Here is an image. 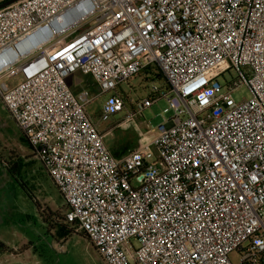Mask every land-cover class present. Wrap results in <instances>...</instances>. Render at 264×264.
Returning a JSON list of instances; mask_svg holds the SVG:
<instances>
[{"label":"built area","instance_id":"2783aa9c","mask_svg":"<svg viewBox=\"0 0 264 264\" xmlns=\"http://www.w3.org/2000/svg\"><path fill=\"white\" fill-rule=\"evenodd\" d=\"M152 69L165 86L128 105L119 88ZM108 93L101 122L172 114L118 159L87 111ZM0 95L103 264H264V0L18 1L0 10Z\"/></svg>","mask_w":264,"mask_h":264},{"label":"rangeland","instance_id":"374dc122","mask_svg":"<svg viewBox=\"0 0 264 264\" xmlns=\"http://www.w3.org/2000/svg\"><path fill=\"white\" fill-rule=\"evenodd\" d=\"M237 76L236 71L231 69L218 81L224 86ZM148 77L143 73L119 88L125 94L128 105L145 98L152 81L165 86L164 80ZM15 78L18 79V76L2 80L11 84L15 83ZM77 82L96 94L90 76L78 74L68 78L74 93L81 90L75 86ZM110 96V93L100 96L87 107V111L94 118L98 129L106 134V145L118 159L143 146L152 136L151 131L156 130L172 114L164 113L167 103L162 100L128 126L117 127L123 113L107 123L99 119L102 106ZM233 97L239 102L250 98V94L243 86L233 92ZM15 164L19 166L18 172L11 175L6 169ZM66 210L59 189L36 159L32 147L12 119L0 95V264H103L97 250L80 233L60 240L56 238L46 218L50 215L55 218L56 214V220L64 218ZM134 243L138 246L137 241ZM231 260L237 263L239 255L232 254Z\"/></svg>","mask_w":264,"mask_h":264},{"label":"trees","instance_id":"16d2710c","mask_svg":"<svg viewBox=\"0 0 264 264\" xmlns=\"http://www.w3.org/2000/svg\"><path fill=\"white\" fill-rule=\"evenodd\" d=\"M146 74V76L148 77H155V78H157V79H160V80H164V77H163V75H162V73L159 71V70H157V69H152V70H149V72H146L145 73ZM148 77V78H149ZM147 78V79H148ZM165 81V80H164ZM75 94H77L76 92H75ZM3 102V101H2ZM26 138V137H25ZM27 140V139H26ZM29 143V142H28ZM111 151V150H110ZM128 153V152H127ZM126 153V154H127ZM114 155V154H113ZM115 156V155H114ZM116 157V156H115ZM18 169H19V166L17 165V164H15V165H12L10 168H7L6 170L8 171V173H10L11 175H15V173H17L18 172ZM57 215V214H56ZM55 215V218L57 217ZM55 218H53V215H50L48 218H46V221L50 224V227H51V230H53L54 231V233L56 234V238H58L59 240L60 239H63V238H66V237H68V236H70L71 234H74V232H73V230L72 229H70L69 228V226L68 225H66L65 223H64V220H63V218H60V219H55ZM86 240H88L89 242H90V240H89V237L87 236V234L86 233H80ZM90 244H91V242H90ZM92 245V244H91ZM93 246V245H92ZM94 247V246H93ZM95 248V247H94ZM96 249V248H95Z\"/></svg>","mask_w":264,"mask_h":264},{"label":"water","instance_id":"95a60500","mask_svg":"<svg viewBox=\"0 0 264 264\" xmlns=\"http://www.w3.org/2000/svg\"><path fill=\"white\" fill-rule=\"evenodd\" d=\"M18 1H21V0H6L5 2L0 3V10L3 8H6V7L18 2ZM3 87H4V90H6L5 85Z\"/></svg>","mask_w":264,"mask_h":264}]
</instances>
